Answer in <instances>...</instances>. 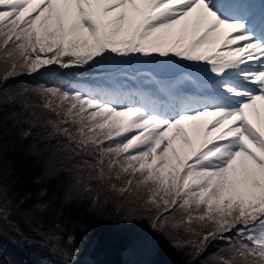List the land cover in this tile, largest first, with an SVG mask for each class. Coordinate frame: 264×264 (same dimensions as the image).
I'll use <instances>...</instances> for the list:
<instances>
[{
	"label": "snow or ice",
	"instance_id": "1",
	"mask_svg": "<svg viewBox=\"0 0 264 264\" xmlns=\"http://www.w3.org/2000/svg\"><path fill=\"white\" fill-rule=\"evenodd\" d=\"M246 8L242 0H0V83L113 54L157 53L203 70L196 95L175 88L129 99L100 87L43 84L23 92L37 93L55 114L47 120L52 135L96 154L88 180L152 213L153 229L185 228L196 239L177 246L199 252L225 241L211 264H264V16L257 26ZM6 196L0 185V231L14 211L27 222L49 207L21 209L26 195L13 209Z\"/></svg>",
	"mask_w": 264,
	"mask_h": 264
},
{
	"label": "trees",
	"instance_id": "2",
	"mask_svg": "<svg viewBox=\"0 0 264 264\" xmlns=\"http://www.w3.org/2000/svg\"><path fill=\"white\" fill-rule=\"evenodd\" d=\"M114 63L111 66L118 65ZM91 79L72 68L61 74L42 72L0 83V185L7 189L5 203L14 197L7 206L15 209L28 195L21 209L38 202L49 205L45 211L34 212L27 222L17 211L10 217L31 242L3 223L0 264H211L218 252L229 247L225 241H213L199 252L186 243L177 246V240L196 239L185 228L153 229L152 213L109 192L106 185L88 180L96 154L74 151L75 145L52 135L47 120H56L55 114L41 106L37 93L23 92L41 84L67 90L79 81L84 88L95 90ZM9 96L16 97L15 101L3 103ZM28 130L31 135L25 137ZM89 183L93 190L85 191ZM98 189L99 200L94 204ZM232 235L235 239V229ZM126 251L133 253V263L125 260Z\"/></svg>",
	"mask_w": 264,
	"mask_h": 264
},
{
	"label": "rangeland",
	"instance_id": "3",
	"mask_svg": "<svg viewBox=\"0 0 264 264\" xmlns=\"http://www.w3.org/2000/svg\"><path fill=\"white\" fill-rule=\"evenodd\" d=\"M170 55L174 56V54L171 53ZM150 56L156 58L150 59L145 58L143 54H136L133 55L131 59H126L115 54L108 57L104 61L92 63V65H90L91 62L88 65L69 66L67 68L55 65L51 69L42 70V72H55L61 74L73 68L78 74L83 73L85 76H91L93 78L91 79L92 85H96V88L100 87L121 91L129 94V99H135L136 94L162 97L166 95L170 89H172L173 83H175L176 88L187 90L188 93L186 94L188 95H196L198 93L200 90L198 87V77H202L204 75L202 69L196 68L195 64L192 62H178L181 58H175L172 61H168L167 58L160 57L157 53H152ZM116 59L118 61H116ZM115 61L116 63L113 65H118L111 66V64ZM119 61L122 62V64H120ZM130 63H132V65ZM180 70H186L188 73H179L176 76V79L173 80L171 75ZM199 71H201V73H197ZM42 72L39 71L31 75H36ZM26 76H29V74L19 75L16 77L22 78ZM109 84H113L114 88L111 89ZM72 88H84V86L79 81V83L75 84ZM261 104L262 106L260 105V102L258 103V106L261 109L259 119L264 120V102H261ZM249 118L252 119L254 123L258 122V117L252 111H250ZM193 136L195 138V133H193ZM5 225L7 226L6 223ZM124 258L129 263H133L135 260L133 253L129 251L124 252Z\"/></svg>",
	"mask_w": 264,
	"mask_h": 264
},
{
	"label": "bare ground",
	"instance_id": "4",
	"mask_svg": "<svg viewBox=\"0 0 264 264\" xmlns=\"http://www.w3.org/2000/svg\"><path fill=\"white\" fill-rule=\"evenodd\" d=\"M251 1L252 2L250 3V5L249 6L247 5V8H246V11H245L244 14L248 15V18L250 20L253 19V22L255 24H257L259 22V19H261V17L264 16V12H263L264 7L262 5L261 6H257L255 4V0H251ZM55 65H57V64H52V65H49V66H45V67L41 68L40 70H38L37 72H39V71L42 72V70L51 69ZM197 73H201V71H199ZM175 88H176L175 83H173L172 89H175ZM260 105L262 106L261 102H260Z\"/></svg>",
	"mask_w": 264,
	"mask_h": 264
},
{
	"label": "water",
	"instance_id": "5",
	"mask_svg": "<svg viewBox=\"0 0 264 264\" xmlns=\"http://www.w3.org/2000/svg\"><path fill=\"white\" fill-rule=\"evenodd\" d=\"M5 223L7 224V226L11 230H13L14 232H16L21 238H23L24 241H26V242L31 241V239L29 237H27L26 235H24V233L20 230V228L15 224V221L14 220H12L11 218H9ZM52 249L54 251H57V249H55L53 247H52Z\"/></svg>",
	"mask_w": 264,
	"mask_h": 264
}]
</instances>
